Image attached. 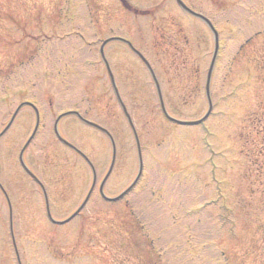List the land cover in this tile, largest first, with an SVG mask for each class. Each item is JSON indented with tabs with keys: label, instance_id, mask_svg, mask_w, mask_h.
<instances>
[{
	"label": "rangeland",
	"instance_id": "374dc122",
	"mask_svg": "<svg viewBox=\"0 0 264 264\" xmlns=\"http://www.w3.org/2000/svg\"><path fill=\"white\" fill-rule=\"evenodd\" d=\"M2 1L0 129L19 103L35 101L41 130L24 161L43 184L54 219L71 215L91 184L87 164L54 135L59 114L78 111L112 135L107 196L124 190L138 170L132 133L99 57L103 40L125 38L145 56L172 117L200 120L208 111L213 36L175 0ZM183 1L213 22L221 41L204 124L212 147L206 151L203 127L165 120L142 62L124 44H107L139 135L142 180L124 199L103 201L97 186L111 144L64 117L60 134L90 159L97 183L76 217L51 223L40 188L18 162L34 124L33 112L23 109L0 141V183L11 206L9 221L0 192V264H17L12 240L21 264H264V0Z\"/></svg>",
	"mask_w": 264,
	"mask_h": 264
},
{
	"label": "water",
	"instance_id": "95a60500",
	"mask_svg": "<svg viewBox=\"0 0 264 264\" xmlns=\"http://www.w3.org/2000/svg\"><path fill=\"white\" fill-rule=\"evenodd\" d=\"M176 2H177V4H178V5H179V6H180L185 12H187L188 14H190V15L196 17V18L201 19L202 21H204V22L208 25V27L211 29L212 33L214 34V39H215L214 54H215V52H216V50H217V33L213 30V28H212L211 24L208 22V20L205 19L204 17H202L201 15H199V14H195V13H193L192 11H190V10L184 5V3L182 2V0H176ZM111 41H119V42L124 43V44L127 45L128 48H129V49H130V50H131V51H132V52H133V53H134V54H135V55H136V56H137L142 62H143V64H144L145 67L147 68V70H148V72H149V74H150V76H151V78H152V80H153V83H154L155 88H156V92H157V96H158L159 104H160V109H161V111H162L164 117H165L167 120H169V121H171V122H173V123H175V124H178V125H195V124L200 123V122H201V121H202V120H203V119L209 114V112H210V110H211V109H210L211 106H210V103H209V109H208L207 113L204 115L203 119L198 120V121H181V120H177V119L172 118V117L166 112V110H165V107H164V104H163V101H162V96H161V92H160V88H159V85H158L157 79H156L155 74H154L152 68L150 67L149 63L146 61V59H145V58H144V57H143V56H142V55H141L136 49L133 48V46L131 45L130 42H128V41H126V40H124V39H120V38H110V39H107V40L103 41V43H102V45H101V47H100V56H101V58H102V61H103L104 65H105L106 69H107V72H108V75H109V78H110V81H111L112 87H113V89H114V92H115L116 98H117V100H118V103H119V105H120V107H121V109H122V111H123V113H124V116H125V118H126L128 124H129L130 128H131V131H132V133H133V136H134V139H135V143H136V147H137L138 160H139V162H140V161H141V157H140V145H139V141H138V137H137L136 131H135V129H134V126H133V124H132V121H131V118H130L129 114H128V112H127V110H126V108H125L123 102L121 101V98H120V96H119V94H118V91H117L116 86H115V83H114V79H113L112 74H111V72H110V69H109L108 63L106 62V60H105V58H104V54H103V48H104V46H105L107 43L111 42ZM212 66H213V59H212V61H211V64H210V67H209V71H208V75H207V79H206L205 93H206V96H207V97H208V91H209V81H210V75H211ZM22 105H23V104H22ZM22 105H20L19 107H21ZM19 107H18V108H19ZM17 111H18V109L15 111V113H16ZM15 113H14V115H15ZM65 115H75V116H77V117H78V118H79L84 124H86V125H88V126H91V127H93V128H96L97 130L103 132L105 135H107V137H108V138L110 139V141H111L112 151H113L112 161H111L110 167H109V169H108V172L106 173V175L104 176L103 180L101 181V183H100V185H99V193H100L101 197H102L104 200H107V201H117V200H119L120 198H122V197H123L126 193H128V192L131 190V188L135 185V183H136V181H137V179H138V176H139V173H138V175L136 176V178L134 179V181L131 183V185H130L127 189H125V190H124L120 195H118L117 197H115V198H108V197L104 196V195H103V192H102V190H103V185H104V183H105V181H106L108 175L110 174V172H111V170H112L113 163H114V144H113V141H112L111 136L109 135V133H108L105 129H103L102 127H100V126H98V125H96V124H94V123H92V122H89V121H87V120L82 119V118L78 115V113H76V112H67V113H64V114L60 115V116L57 118L56 122L54 123V132H55V135H56L57 139H58L61 143H63L64 145H66L68 148H70L71 150L75 151L78 155H80V156H81V157L87 162V164L89 165V167L91 168L92 175H93L92 185H91L90 190H89V192L87 193L85 199L83 200V202L81 203V205L77 208V210H76L74 213H72L67 219H65V220H63V221H55V220H53V219L51 218V216H50V212H49V209H48V203H47V199H46V194H45V191H44L43 186H42V185L40 184V182L36 179V177H35V176H34V175L28 170V168L24 165V163H23V161H22V152L24 151V149H25L26 146L28 145L29 141H30L31 138L33 137L35 131L32 133L31 137L28 139V141L26 142V144L24 145V147H23V149H22V151H21V153H20V163H21L23 169H24V170H25V171H26V172H27V173H28V174H29V175L35 180L36 183H38V184L40 185L41 190H42L43 195H44V198H45V205H46V213H47V217H48L49 220H50L52 223H54V224H64V223L68 222L69 220H71L73 217H75V216L79 213V211L83 208V206L85 205V203L87 202V200H88V198H89V196H90V193H91V191H92V189H93V187H94V184H95V171H94V168H93L92 164L89 162V160L86 158V156H84L79 150H77L74 146H72L71 144H69V143H68L67 141H65L64 139H62V138L60 137L58 131H57V124H58V121H59V119H60L61 117L65 116ZM12 119H13V117H12ZM12 119L10 120V123H11ZM10 123H9V124H10ZM9 124H8V125H9ZM8 125H7V127H8ZM36 126H37V124H36ZM7 127H6V129H7ZM4 195H5V193H4ZM5 198H6V195H5ZM11 233H12V232H11ZM13 245H14V241H13ZM14 247H15V245H14ZM17 259H18V257H17ZM18 263H19V260H18Z\"/></svg>",
	"mask_w": 264,
	"mask_h": 264
},
{
	"label": "flooded vegetation",
	"instance_id": "af4514ba",
	"mask_svg": "<svg viewBox=\"0 0 264 264\" xmlns=\"http://www.w3.org/2000/svg\"><path fill=\"white\" fill-rule=\"evenodd\" d=\"M0 3H1V5H4V4H3V1L0 2ZM1 7H2V6H1ZM1 7H0V13L4 12V11H3V8H1ZM37 14H38V13H37ZM16 24H18V23L13 22V25H14V26H16ZM18 29H19V28H18ZM1 30L4 31V32L6 33V24H4V25L0 24V31H1ZM38 31H41V29H39ZM2 43L6 46V34H4V39H3ZM30 110L32 111L31 108H30ZM20 112H21V111H20ZM20 112H19L18 115L16 116L17 118H18ZM39 114H40V112H39ZM15 119H16V118H15ZM11 127H12V126H11ZM11 127H10V128H11ZM10 128H9V129H10ZM40 129H41V126H39V129H38L39 132H40ZM36 133H38V132H36ZM4 135H5V134H4ZM4 137H5V136H2V137L0 138V141H1ZM35 137H37V136L35 135ZM35 137H34V138H35Z\"/></svg>",
	"mask_w": 264,
	"mask_h": 264
}]
</instances>
